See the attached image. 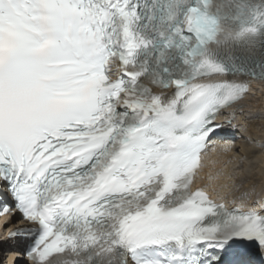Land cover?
Instances as JSON below:
<instances>
[{"label":"snow or ice","instance_id":"1","mask_svg":"<svg viewBox=\"0 0 264 264\" xmlns=\"http://www.w3.org/2000/svg\"><path fill=\"white\" fill-rule=\"evenodd\" d=\"M252 80L264 0H0V264H264V188L193 187Z\"/></svg>","mask_w":264,"mask_h":264},{"label":"bare ground","instance_id":"2","mask_svg":"<svg viewBox=\"0 0 264 264\" xmlns=\"http://www.w3.org/2000/svg\"><path fill=\"white\" fill-rule=\"evenodd\" d=\"M252 83V92L242 102H240V104L243 106V113L240 114L236 120H234L232 125H235V127L231 125V129H228V133L231 132L232 134L235 132L237 133V137L241 134H244V137H250L253 135L254 145H252V147H247L246 150H244L245 147L244 149L242 148L245 152L250 150L249 155L244 157V174H251V177L249 178L248 176L249 180L244 178L245 184L243 185L244 187L242 186L243 188H241L243 191H246L255 186L256 192L261 193V189L264 188V121L262 123H258L261 121H256V123L254 119V122H251L252 124L248 122V126L245 130V126L242 125L244 121H247V118L250 119L257 113L264 115V82L255 80ZM261 125L262 127L260 128ZM232 136L234 137L235 135L233 134ZM229 143L231 144L232 150L225 152L223 148ZM234 149L235 147L231 140H216L215 151L208 150L205 154L206 160L204 163V170L199 173L196 185L205 187L210 191L213 189L219 191V187L221 185L232 184L233 180L235 181V178H237L234 177V175L236 169H238V165L240 164V160L236 154L233 153ZM240 173L242 174V171ZM238 175L240 176V174ZM241 181L243 180L241 179ZM228 199L230 200L229 197ZM9 228H11V225L6 224L2 230V223L0 222V245H2L4 248L15 245V243H9L6 241V236L4 234H6V229ZM10 258V262L15 260V254H11Z\"/></svg>","mask_w":264,"mask_h":264},{"label":"rangeland","instance_id":"3","mask_svg":"<svg viewBox=\"0 0 264 264\" xmlns=\"http://www.w3.org/2000/svg\"><path fill=\"white\" fill-rule=\"evenodd\" d=\"M256 115V116H255ZM252 118H247V121H242L243 122V124L242 125H247L248 126V122L249 123H251V122H256V121H261V122H258V123H262L263 121H264V115L263 114H259V113H257V114H255ZM259 115V116H258ZM263 115V116H262ZM255 119V120H254ZM249 120V121H248ZM254 120V121H253ZM247 122V123H246ZM257 123V122H256ZM252 124V123H251ZM259 125V124H258ZM247 126H245L244 127V130L247 128ZM262 127V125L260 126V128ZM252 131V130H251ZM244 133V132H243ZM247 133H248V130H247ZM241 134V133H240ZM253 134V133H252ZM233 145H234V147H235V149H234V151H233V153H235L236 154V156L238 157V159L240 160V164L238 165V169H236V172H235V175H234V177H237V178H235V182H236V184L237 185H239V192H242L243 190H242V188L244 187L243 185L245 184V180H244V178L245 179H247V180H249L248 179V176H249V178L251 177L250 175L251 174H248V173H245L244 174V166H245V156H248L249 155V153H250V150H247L246 152L245 151H243V149H244V147H245V149L244 150H246L247 149V147H252V145H254V137H253V135L252 136H250V137H244V134H241V135H239V138L236 140V141H234L233 142ZM245 145V146H244ZM243 148V149H242ZM241 167V168H240ZM254 167V166H253ZM255 168V167H254ZM241 169V170H240ZM242 171V174L240 173ZM236 173H237V175L238 174H240V176L238 175H236ZM241 179L243 180V181H241ZM243 186V187H242ZM242 187V188H241ZM237 194H239V193H237ZM229 198L231 199V197L229 196ZM4 256H5V264H12V262H10V257H11V254H8L7 252H4V253H2ZM16 259V258H15Z\"/></svg>","mask_w":264,"mask_h":264}]
</instances>
